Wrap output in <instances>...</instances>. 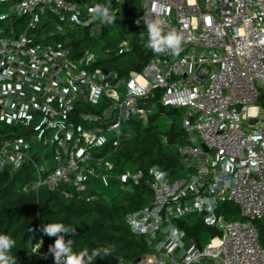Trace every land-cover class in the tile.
Wrapping results in <instances>:
<instances>
[{
    "label": "built area",
    "instance_id": "obj_1",
    "mask_svg": "<svg viewBox=\"0 0 264 264\" xmlns=\"http://www.w3.org/2000/svg\"><path fill=\"white\" fill-rule=\"evenodd\" d=\"M154 3L169 10L161 14L165 31L183 34L182 51L156 54L125 79L94 68L98 54L89 48L72 56L66 44L36 32L48 14L61 34L88 25L90 2L0 0L10 5L0 13V123L21 129L0 132V172L30 161L34 188L67 184V198L94 199L85 195L86 179L108 182L115 167L95 151L109 141L117 147L128 122L147 123L158 106L183 110L179 152L189 169L175 179L159 166L149 170L151 204L126 222L148 238L150 251L128 264H264L255 224L264 218V0H140L152 19ZM7 19L13 22L2 26ZM16 19L25 24L21 32ZM144 174L126 169L116 177L126 188ZM225 202L235 203L241 218L228 219L219 210ZM188 215L203 219L215 237L198 248L174 221Z\"/></svg>",
    "mask_w": 264,
    "mask_h": 264
},
{
    "label": "trees",
    "instance_id": "obj_2",
    "mask_svg": "<svg viewBox=\"0 0 264 264\" xmlns=\"http://www.w3.org/2000/svg\"><path fill=\"white\" fill-rule=\"evenodd\" d=\"M77 1L90 2L92 7H108L115 16L114 22L106 24L94 16L88 25L68 28L65 34H61L56 29V19L48 14L36 29L39 37L43 35L47 42H56L68 36L66 45L71 48L72 56L81 55L86 48L100 46L97 53L100 58L94 63V68L116 72L125 79L130 71H142L156 55L146 47L148 31L145 19L149 17L134 2L119 6L117 0ZM20 22L19 19L14 22L17 32L25 27ZM122 42H126L123 48L120 47ZM160 93L157 91L158 96ZM149 102L154 103V99ZM81 110L95 109L92 106ZM0 124L3 125L0 132L5 135L12 131L21 133L18 127ZM163 124L169 126L167 131H162ZM126 132L129 134L123 135L117 147L109 141L95 151V154L113 162L115 167L108 182L91 177L86 179L88 193L85 195H96L94 199L86 200L84 196L67 198L64 191L71 188L67 184L55 190L45 186L34 188L35 168L30 161L16 170L8 166L0 172V235H8L15 241L9 253L15 264H48L54 261L49 248L57 237L46 235L43 227L56 223L71 229L67 235H61L66 242L72 240L73 252H86V264L130 263L149 253L148 238L133 233L126 218L131 212L151 204L153 193L149 170L152 167L166 170L171 179L182 176L189 169L179 152V147L185 142L182 113L180 109L158 106L147 123L139 118L131 119ZM33 158L37 160L34 155ZM129 166L131 170L142 169L145 174L138 184L128 182L125 188L116 175ZM219 210L224 211L228 219L241 218L239 208L233 202L223 203ZM190 216L174 221L186 232V238H198L197 229L193 228L199 223L201 225L200 219L189 221ZM255 224L264 247V218L256 220ZM40 241L42 244L34 250ZM104 249L108 250L107 255ZM97 250L100 255L93 256Z\"/></svg>",
    "mask_w": 264,
    "mask_h": 264
},
{
    "label": "clouds",
    "instance_id": "obj_3",
    "mask_svg": "<svg viewBox=\"0 0 264 264\" xmlns=\"http://www.w3.org/2000/svg\"><path fill=\"white\" fill-rule=\"evenodd\" d=\"M94 16L100 19L103 23L111 24L115 20V16L110 12L108 7L97 5L89 10ZM169 10L164 6L153 4L152 12L155 13V18L145 19L148 31V41L146 47L151 49L153 53L160 54L171 52L174 55H179L182 51V43L184 36L176 29L165 31V20L161 18L162 13H167ZM210 23L211 18H206ZM264 43V40L261 41ZM231 168L230 164L225 165V170ZM227 186V181L225 182ZM71 231L61 223L48 224L43 227V232L48 236H56L57 239L54 245L50 246L49 251L54 255L55 264H86L84 259L86 252L75 253L72 250V240L65 241L64 235ZM63 233L64 235H61ZM173 236L176 235L173 230ZM15 241L8 235H0V264H15L14 258L9 254ZM104 254H108V250L104 249ZM100 255V251H94L93 256ZM91 259V258H90Z\"/></svg>",
    "mask_w": 264,
    "mask_h": 264
},
{
    "label": "rangeland",
    "instance_id": "obj_4",
    "mask_svg": "<svg viewBox=\"0 0 264 264\" xmlns=\"http://www.w3.org/2000/svg\"><path fill=\"white\" fill-rule=\"evenodd\" d=\"M127 1H129V0H127ZM130 2H134L136 5H138L140 7V0H130ZM9 8H10L9 4L1 6L0 7V13L8 12ZM12 22H13V19H7L1 25L5 27V26H8V24L12 23ZM68 41H69V38H68V36L65 35L64 38L60 39L59 43L66 44ZM89 50L94 52V53H98V51L100 50V46L90 47ZM99 58H100V55H98L97 60ZM259 103L261 104V101ZM180 111L183 114V110H180ZM1 127H3L2 124H0V128ZM161 129H162V131H167L169 129V126L163 124L161 126ZM127 168L130 169L131 167L129 166ZM112 188L113 189L115 188V184L114 183L112 184ZM188 219H189V221H198L199 220V218H197L196 215H192ZM231 219H233V218H231ZM197 226L198 227H194L193 228L194 230L197 229V230H195V231H197L196 235L198 236V238H199V240L201 241L202 244L207 243L210 240V238H211L210 234L205 230V228L202 225H200V223ZM123 264H128V263H123Z\"/></svg>",
    "mask_w": 264,
    "mask_h": 264
},
{
    "label": "water",
    "instance_id": "obj_5",
    "mask_svg": "<svg viewBox=\"0 0 264 264\" xmlns=\"http://www.w3.org/2000/svg\"><path fill=\"white\" fill-rule=\"evenodd\" d=\"M203 147L205 148V150H208V148L205 146L204 143H202ZM161 215L164 217L165 216V208L161 211ZM201 225L205 228V230L210 234L211 237H215L216 232L211 228L210 225H207L204 223L203 219L201 220ZM195 243L197 245V247H200V240L197 238L195 239ZM140 259V256L135 258L134 261H138Z\"/></svg>",
    "mask_w": 264,
    "mask_h": 264
}]
</instances>
